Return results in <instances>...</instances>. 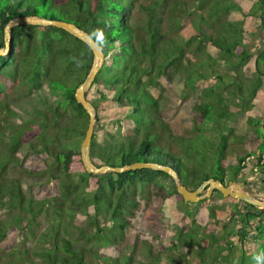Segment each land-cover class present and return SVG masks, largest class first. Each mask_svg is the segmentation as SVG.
Returning <instances> with one entry per match:
<instances>
[{
  "label": "trees",
  "instance_id": "16d2710c",
  "mask_svg": "<svg viewBox=\"0 0 264 264\" xmlns=\"http://www.w3.org/2000/svg\"><path fill=\"white\" fill-rule=\"evenodd\" d=\"M197 1L192 33L176 36L167 27L182 9L179 1L150 0L147 19L138 30L132 19L139 0H0V48L6 44L7 24L22 16L75 23L95 41L92 33L100 29L106 41L101 47L105 59L92 87L98 86L99 97L119 109V127L116 131L104 127L94 104L90 157L95 166L156 163L174 169L192 190L209 178L227 184L228 174L254 165L264 169V104L257 98L263 85L264 49H248L255 26L264 23V0L248 9L243 0H228L230 5L225 0ZM233 11L241 12L242 18L231 19ZM174 23L184 30L179 18ZM11 31V49L0 55V264H87L90 252L104 264H130L132 256L106 254L111 248L119 250L132 217L144 206H157L165 225L173 223L174 213H163V203L167 209L180 197L175 179L151 167L88 172L80 146L90 116L75 91L93 66V51L54 25H17ZM23 64L27 68L21 71ZM207 80L213 82L204 84ZM175 81L181 85L174 93L166 85L176 86ZM45 83L50 93L60 95L55 105L49 106L42 93L40 99L32 96L31 91L39 92ZM22 85L30 107L38 102L48 110L35 107L29 118L20 116L17 121L20 114L10 102L14 89L21 90ZM152 89H158L159 95ZM163 100L170 102L165 109ZM183 105L190 113V137L175 134L166 121ZM209 132L215 134L214 142L206 138ZM202 139L209 147L204 162L198 163L196 154L205 151L197 145ZM250 139L248 151L231 164L227 157L231 143ZM24 149L52 160L39 169L26 167L19 157ZM76 160L83 166L78 179L73 172ZM23 172L43 179L46 193L27 192ZM166 180L171 184L166 185ZM212 192L222 201L205 208L213 228L203 233L199 216L191 210L198 203L191 204L176 239H161L158 250L152 243L147 245L145 264H264L252 256L264 244V220H260L264 213L222 196L217 189ZM229 198L235 200L232 213L224 207ZM226 217L229 220L219 232L215 227ZM79 218L84 225L77 223ZM40 219L48 225L34 249L21 254L2 246L10 230L24 222L30 237H36ZM260 258L264 260V253Z\"/></svg>",
  "mask_w": 264,
  "mask_h": 264
},
{
  "label": "rangeland",
  "instance_id": "374dc122",
  "mask_svg": "<svg viewBox=\"0 0 264 264\" xmlns=\"http://www.w3.org/2000/svg\"><path fill=\"white\" fill-rule=\"evenodd\" d=\"M171 1H179V5H182V9L177 13L175 18H179L181 22V26L184 27V30L182 29L180 31V28L174 25L175 23V18H171L169 21L168 29L171 30L172 35L176 36L179 33H182L184 36H188L192 33V26H190V23L194 20L192 8L194 7L195 4H197V0H171ZM223 1V0H222ZM258 0H243V5L245 8H251L255 6L254 4H257ZM150 0H139L136 4V8L133 12V19L132 22L136 24V27L138 30H140V25L143 24L146 19H147V14H148V7ZM232 2H229L228 0H225L224 4L230 5ZM161 9V8H160ZM253 9V8H252ZM259 9V8H257ZM261 11V10H260ZM242 13L239 11H233L230 14L231 19H238L242 18ZM260 19H258L259 21ZM256 29H254V34L252 35L251 38H248V49L251 51H261L264 49V23L259 24ZM179 28V29H178ZM27 66L26 64H23L22 67L20 68L21 71L26 69ZM223 68V67H222ZM207 82L211 83L213 82L212 80H207L204 82L206 84ZM175 85H166L167 87L172 88L171 91L175 93V89H178V87L181 85V82L175 81ZM21 90L14 89L12 93L11 99L14 102H10L12 106L15 108V110L18 111L20 114L19 116L15 117V119L18 121L21 117L23 116L24 119L29 118L31 114H33L35 107H40L45 109L46 111L48 109L44 108L41 104L38 102H35L33 105V108L30 107L29 102H31L30 99H25V96L27 93H25L24 86H21ZM98 86H93L91 89L88 90V98L90 101L94 104H98L97 111L99 113V121L102 123L104 127L109 129L110 131H116L119 127V121L117 120L118 115H119V109L115 108L113 104L109 101L102 100L99 95H98ZM153 94L158 96L159 95V90L158 89H152ZM25 93L26 95H24ZM32 96H35L36 98L40 99V96L38 94H44L45 98L48 101V105L52 106L53 104L55 105L57 99L59 98V94H52L50 93V90L48 88V85L45 83L43 88L37 91H31ZM258 102L264 104V75H263V85L260 87V90L258 91L257 94ZM28 101V102H26ZM34 101V100H33ZM170 102L167 100L162 101V107L163 109L167 108L169 106ZM264 108V105L262 106ZM96 109V108H95ZM190 114V113H189ZM187 113V107L186 105H183L181 107L180 112H178L175 116L168 117L166 118V121L169 123L170 127L172 128V131L175 134L178 135H183V136H189L192 134L188 133V115ZM209 126H213V123H209ZM253 132V131H252ZM200 137V135L198 136ZM210 137L211 141H215V134L213 132L206 133V138ZM79 138V137H78ZM76 138V139H78ZM209 139V138H208ZM252 139L248 141H233L231 143V147L228 151V160L231 164L236 165L238 163V160L241 156L245 154L248 150L246 149L247 146L251 143ZM194 142V141H193ZM213 142H211L213 144ZM206 142L203 139L200 140V142H197V145H200L201 149L205 150L203 153H198L196 154V157L198 160V163L204 162L205 158V153L207 151V147L209 145H206ZM80 151H81V146H80ZM28 150L24 149L22 153H19L20 159H22L23 164L26 165V167H32L34 169H39L44 166L45 162L51 161L52 158L50 157H45L44 155L41 156H35L32 154H28ZM205 155V156H204ZM208 163H211V160L208 159ZM251 163V162H250ZM252 165V164H250ZM211 167V166H210ZM83 166H81L80 162L76 160L74 167H73V172L75 173V178L78 179V173L81 171ZM251 167L248 166L245 168V170H242L241 172H238L237 174H234L231 176V174H228V182L229 180L232 181H237L239 184H242L241 190L242 192H248L252 194V196L264 200V169L261 167L257 168V172L253 171V169H250ZM200 171L201 168H200ZM207 172V171H206ZM213 172H209V174H212ZM214 174V173H213ZM22 180H23V186L25 190H28L27 192L29 193H35V194H43L46 193L48 190V185L47 183H44V180L40 178H33L30 177L27 172H23L22 175ZM166 185H170L171 181L166 180L165 182ZM233 186V183L231 184ZM207 189L204 190L206 192ZM175 202H171L169 205L166 206L163 203V213L166 215H171L174 213L171 218L173 219V223H169L168 226L165 225L164 218L162 215H160L159 209L157 206H144L140 210L137 211L136 215L132 217L131 221L132 224L129 225L126 229V233L124 238L119 242L117 248L119 249L116 251V248H111L109 249V253L106 255L110 254H118L120 256H132V262L130 264H145L149 257L146 254L148 251V244L152 243L154 246L155 250L159 249V243L161 242V239H168V240H173L176 239L178 235V230L180 226L183 224L185 216H187V210H189V207L191 204L194 203H186L181 194L179 195ZM235 199V198H234ZM234 199H228L224 203V207L226 210H229L231 213L234 211L235 208V200ZM222 201L220 200L219 194H216L215 197H213V192L210 197L206 196L202 198L198 203V205H193L192 211L194 212V215H198V220L199 222L202 223V230L203 233H206L209 229H212L214 225V221H212V218L206 213L205 208L211 205H217L218 203H221ZM6 213V212H4ZM262 219L264 220V215L261 216ZM41 224L36 226L37 230V236L36 237H30L28 230L23 228L26 223H23V226L19 228H12L9 232V235L7 239L2 243V246L6 249H11L14 248L18 252L20 251L22 254V251L25 249H34L37 245L38 237L39 234L46 228L48 225V222L46 220L40 219ZM101 224L104 225V216L101 217ZM229 220L227 217L222 219V221L218 222V227H215L216 230H219V232L222 231V225L224 222ZM256 221L255 219L252 220ZM84 220L83 218H79L77 220V223L80 225H84ZM235 223V222H232ZM110 225V223H109ZM206 225L211 227V228H206ZM164 226V227H163ZM235 226V225H234ZM201 237V236H200ZM202 239V238H201ZM264 243V239H263ZM92 246V243L89 244L87 247ZM96 249V248H95ZM111 250V251H110ZM207 252V250H205ZM210 253V251H209ZM218 252H214V254H217ZM264 253V244L260 246L258 254L252 255L254 259L256 257H259V260L264 262L260 257H262V254ZM30 254V253H29ZM30 256H32L30 254ZM111 256V255H110ZM109 256V257H110ZM250 258H248L249 260ZM88 262L87 264H104L102 258H95L94 254L89 253V256L87 258ZM151 262H154L152 259Z\"/></svg>",
  "mask_w": 264,
  "mask_h": 264
},
{
  "label": "water",
  "instance_id": "95a60500",
  "mask_svg": "<svg viewBox=\"0 0 264 264\" xmlns=\"http://www.w3.org/2000/svg\"><path fill=\"white\" fill-rule=\"evenodd\" d=\"M25 24H37V25H54L60 28H63L75 35L85 43H87L94 54V62L93 66L88 73L87 77L84 81L78 86L75 91L76 100L83 105L85 110L88 112L90 116L88 128L86 134L81 143V159L83 162V166L88 172L91 173H105L107 171H116L122 172L127 169H136L142 167H151L154 169H161L167 173H169L176 182L177 190L181 194L183 200L186 203H196L199 202L202 198L208 196L210 197L212 191L215 189L219 190L224 197H232L238 200H242L247 202L254 207L260 209V213H264V200L258 199L252 194L241 190L242 184H239L237 181H230L228 184H223L219 180H215L214 178H209L202 182L196 189H189L186 185L182 184L179 178L178 173L169 166L156 164V163H145V162H135V164L125 165L121 167H111L108 165L95 166L90 157V147L93 138V134L95 131L96 124V109L93 103L88 99L86 92L92 87L98 72L101 69V66L105 59V53L103 49L98 46L97 42L93 39V37L86 32L85 30L78 27L75 23L58 20V19H47L39 16H22L11 20L7 26L5 27V46L4 48H0V55L8 54L12 43H13V35L11 29L17 25H25ZM233 183V186L231 185ZM207 189L206 192L204 190Z\"/></svg>",
  "mask_w": 264,
  "mask_h": 264
},
{
  "label": "clouds",
  "instance_id": "9594fccd",
  "mask_svg": "<svg viewBox=\"0 0 264 264\" xmlns=\"http://www.w3.org/2000/svg\"><path fill=\"white\" fill-rule=\"evenodd\" d=\"M92 35L95 37L98 46L103 47V45L106 43L103 32L100 29H96L93 31ZM256 259L257 261H260L258 256Z\"/></svg>",
  "mask_w": 264,
  "mask_h": 264
},
{
  "label": "built area",
  "instance_id": "2783aa9c",
  "mask_svg": "<svg viewBox=\"0 0 264 264\" xmlns=\"http://www.w3.org/2000/svg\"><path fill=\"white\" fill-rule=\"evenodd\" d=\"M251 160V157L249 156L248 158H247V162H249ZM263 162H264V159H263ZM258 167L257 166H253L251 169H253V171H255V172H257V169Z\"/></svg>",
  "mask_w": 264,
  "mask_h": 264
},
{
  "label": "flooded vegetation",
  "instance_id": "af4514ba",
  "mask_svg": "<svg viewBox=\"0 0 264 264\" xmlns=\"http://www.w3.org/2000/svg\"><path fill=\"white\" fill-rule=\"evenodd\" d=\"M230 181H232V180H229V182H230ZM229 182H228V180H227V184H228ZM257 209H258V208H257ZM259 211H260V209H259ZM254 213H256V212H254ZM256 214H258V213H256Z\"/></svg>",
  "mask_w": 264,
  "mask_h": 264
}]
</instances>
